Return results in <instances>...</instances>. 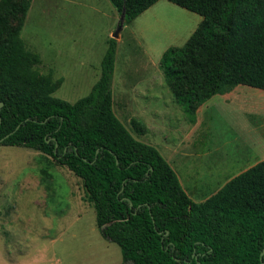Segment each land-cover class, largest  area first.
<instances>
[{"label":"trees","instance_id":"trees-1","mask_svg":"<svg viewBox=\"0 0 264 264\" xmlns=\"http://www.w3.org/2000/svg\"><path fill=\"white\" fill-rule=\"evenodd\" d=\"M124 24L159 0H108ZM202 17L159 68L188 123L236 86L264 91V0H166ZM31 0H0V146L29 148L80 179L102 236L131 264H264V161L195 203L160 153L135 140L112 111L115 41L101 73L74 103L61 79L37 69L20 38ZM138 135L146 126L132 118ZM263 251L260 261V254Z\"/></svg>","mask_w":264,"mask_h":264},{"label":"rangeland","instance_id":"rangeland-1","mask_svg":"<svg viewBox=\"0 0 264 264\" xmlns=\"http://www.w3.org/2000/svg\"><path fill=\"white\" fill-rule=\"evenodd\" d=\"M119 16L108 0H31L20 31L40 73L61 79L53 96L74 103L101 73L115 41L112 111L131 136L154 147L189 199L203 202L264 161V91L236 86L215 95L188 123L165 85L159 60L182 47L202 17L159 0L112 35ZM135 118L147 132L137 135ZM0 264H131L95 223L83 185L38 151L0 146Z\"/></svg>","mask_w":264,"mask_h":264},{"label":"water","instance_id":"water-1","mask_svg":"<svg viewBox=\"0 0 264 264\" xmlns=\"http://www.w3.org/2000/svg\"><path fill=\"white\" fill-rule=\"evenodd\" d=\"M123 25H124V11H122L119 15L117 27L112 35L113 38L117 39L119 37V33L121 32ZM1 107H2V103L0 102V109ZM262 254H263V251L260 254V261H261Z\"/></svg>","mask_w":264,"mask_h":264},{"label":"crops","instance_id":"crops-1","mask_svg":"<svg viewBox=\"0 0 264 264\" xmlns=\"http://www.w3.org/2000/svg\"><path fill=\"white\" fill-rule=\"evenodd\" d=\"M117 15H118V13H117ZM26 16H27V15H26ZM118 16H119V15H118ZM138 16H139V15H138ZM24 21H25V20H24ZM39 63H40V62H39ZM38 65H39V64H38ZM38 65H37V66H38ZM42 74H44V73H42ZM46 74H48V73H46ZM51 76H52V75H51ZM58 79H59V78H58ZM53 80L55 81L56 79L53 78ZM137 135H138V134H137ZM140 136H142V135H140Z\"/></svg>","mask_w":264,"mask_h":264}]
</instances>
